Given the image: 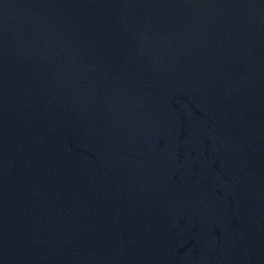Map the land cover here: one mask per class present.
<instances>
[{
    "label": "water",
    "instance_id": "obj_1",
    "mask_svg": "<svg viewBox=\"0 0 264 264\" xmlns=\"http://www.w3.org/2000/svg\"><path fill=\"white\" fill-rule=\"evenodd\" d=\"M0 264H264V0H0Z\"/></svg>",
    "mask_w": 264,
    "mask_h": 264
}]
</instances>
